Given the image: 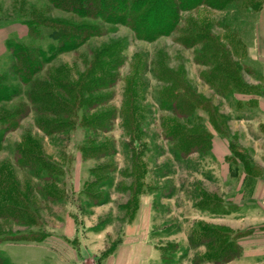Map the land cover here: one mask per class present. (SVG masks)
<instances>
[{
	"label": "rangeland",
	"instance_id": "374dc122",
	"mask_svg": "<svg viewBox=\"0 0 264 264\" xmlns=\"http://www.w3.org/2000/svg\"><path fill=\"white\" fill-rule=\"evenodd\" d=\"M252 4L261 7L256 11L249 8ZM262 13L264 0L232 4L223 11L200 7L182 13L178 29L171 35L146 42L127 27L81 18L52 7L48 0H0V28H13L6 40L7 51L0 58V74L8 76V83L17 90L11 102L0 105V115L28 112L18 128L4 136L0 176L7 168L20 192L32 184L44 186L16 162L18 145L39 147L61 171L54 179L56 192L52 196L58 202L40 208L47 223L61 221L67 213L77 216L86 230H109L110 239H116L105 241L111 249L135 218L141 199L142 220H150V242L159 254L153 264H216L204 259L207 249L199 238L200 228L223 227L224 242L240 246L239 239L247 231L230 228L242 226L248 215L237 205L238 182L230 176L228 165H219L207 147L203 153L183 158L169 136L175 128H199L212 138L220 135L230 142L238 169L240 162L246 164L247 158L255 155L253 148L245 146L246 132L256 137L252 132L260 127L264 133V125L249 124L255 120L257 98L264 96V76L252 54ZM33 20L87 22L99 25L103 34L76 51L54 55L49 50L56 45L50 37L53 25H33ZM32 26L39 32L34 39L29 35ZM203 32L200 38L208 41V36L212 37L217 47V60L206 65L196 60L202 46L180 43L182 36L193 38ZM10 42L12 48L19 43L43 50V69L34 78L36 83L24 85L12 72L15 58L8 49ZM229 62L236 68L229 67ZM166 70L174 75L172 80L164 75ZM221 74L229 75L228 79ZM182 84L205 100L213 118L202 108L185 118L172 110L190 99L181 94ZM31 91H46L57 102L44 100L43 107L35 108L28 97ZM167 93L172 97L178 93L182 101L178 98L179 104L173 106L160 102V96ZM66 106L71 108L68 113ZM53 111L65 112L68 118L50 115ZM95 118L98 121L92 127L89 122ZM38 124H58L57 132L47 135ZM32 196L36 198V194ZM15 227L0 219V236ZM7 242H0V255L7 264H27L25 252Z\"/></svg>",
	"mask_w": 264,
	"mask_h": 264
},
{
	"label": "trees",
	"instance_id": "16d2710c",
	"mask_svg": "<svg viewBox=\"0 0 264 264\" xmlns=\"http://www.w3.org/2000/svg\"><path fill=\"white\" fill-rule=\"evenodd\" d=\"M250 1L251 0H48L52 7L61 11L73 13L81 18L101 21V23L110 26L121 25L127 27L133 31L138 40L146 42H154L161 37H166L174 33L178 29L181 22V14L184 12L194 11L200 7L223 11L229 5H249ZM252 5L253 6H249V8H254L256 11L261 7V5ZM45 23L47 26L50 24L53 25V31L50 37L56 42V45L50 46L49 50L52 51L54 55L76 51L89 39L99 37L103 34V30L99 25L87 22L77 25L62 21L47 23L44 21L38 22V20H33L31 24L42 26L45 25ZM38 33V30L33 28V26L29 30V35L33 39L37 37ZM204 34V32L197 33L193 38L191 35L182 36L180 43L185 47H188L187 45H191L190 47L193 48L197 45L202 46V52L196 56V60L206 65L210 61L217 60L214 51V49L217 50V47L215 48V41L212 37L208 36V41L202 40L200 35L203 36ZM11 45V42L8 43V49L12 52L15 58V62L11 66L12 72L19 77L20 82L24 85H32L36 83L34 78L43 69V50L19 43L15 44L13 48ZM102 51L104 52V50ZM221 52L223 53L224 51L221 50ZM224 58L226 59L227 56H224ZM223 61L224 60H222V63ZM228 64L229 67L236 68L231 62ZM216 68L217 67H214L213 70H216ZM164 75L166 77L168 76L171 80L174 76L169 70H166ZM221 75L222 76L220 77L225 80L229 77L227 74H225V76L223 74ZM8 81V76L0 74V105L11 102L17 94L16 88L8 83ZM95 81L98 83L100 79ZM209 83L212 84L213 80L211 79ZM173 85L175 84L173 83ZM105 87L108 88L110 86ZM181 87L184 91L181 94L185 93L186 95H189L190 99H187L188 101H185L183 104L180 103L182 107L176 106V108H173L172 110L181 114L182 118H185L190 117L197 108H202L207 111L210 117H212V114L208 111L209 106L202 97L192 92L185 84H182ZM179 96L178 93H175L173 97L167 93L164 96L161 95L159 100L162 103H170L171 106H173L174 104H179L178 98L182 101V98ZM28 97L30 103L35 108L38 107V105H42L44 100L57 102L56 97L47 95L46 91L38 94L31 91L28 93ZM127 97H129V93H127L126 98ZM67 108L68 113L71 108L70 106H66V109ZM53 112L49 114H62L61 116L64 117V119L68 118V116H66L67 113L66 115H63L65 112ZM27 113L17 110L11 114L4 113L0 115V126L2 125L0 128V150L4 136L17 129L19 121L26 117L25 115H27ZM97 121L98 120L95 118V120L93 119L89 123L93 127ZM68 122L64 124H68ZM56 125L58 124H38L37 126L43 133L52 135L54 132H57L54 129L58 127ZM214 126L217 128L216 124H214ZM219 134H223V131L219 132ZM169 137V139L174 142L175 151L183 158L193 153H203L204 147H207L208 150L211 149L212 136L199 130V128H175L170 133ZM16 153L17 164L21 168L27 170L31 177L43 181L45 185L41 187L40 185L32 184L26 187L24 192H20L17 188L18 185H16L12 177V173L8 172V170H6L7 168H3L5 173L0 176V219L11 221L18 227L29 228L37 225L38 218L37 213L32 211L30 207L31 199L33 197L32 195L38 193L44 198L48 197V199H56L55 196L52 197L56 192V187L54 185L56 182L54 179L61 174V171L57 163L51 161L48 157L40 153L39 147L31 148L28 144L26 145L24 143V145L17 146ZM225 233L226 230H224L223 227L207 228V226L202 225L199 232V238L201 243L206 246L207 249V254H205L204 259L215 262L216 264H224L231 262L240 256L241 248L237 243L231 246V241L224 242ZM42 237L43 234L41 233H14L10 231L7 233L4 232V234L0 236V242L38 241L41 240ZM7 262L8 261L0 255V264H7Z\"/></svg>",
	"mask_w": 264,
	"mask_h": 264
},
{
	"label": "crops",
	"instance_id": "0c3cea01",
	"mask_svg": "<svg viewBox=\"0 0 264 264\" xmlns=\"http://www.w3.org/2000/svg\"><path fill=\"white\" fill-rule=\"evenodd\" d=\"M12 32V27L0 28V58L7 51L6 40ZM252 54L264 76V13L260 14V22L255 29ZM257 105L255 120L249 124L257 122L262 126L264 96L257 98ZM259 128H254L252 132L256 137L246 132L248 140L245 147L253 148L255 155L247 158L246 164L239 161L241 164L239 169L232 159L235 156L231 154L229 141L216 135L211 142L210 151L218 164L228 165L230 176L232 175L238 182L240 203L237 205L248 213L242 226H230L233 230L247 231L246 236L239 239L241 255L231 264H264V133L260 132ZM55 202L58 201L45 200L42 195L36 193V198L31 199L30 207L37 213L41 223L29 228L15 227L12 231L43 234L42 239L38 241H8L14 249L25 252L28 257L25 261L27 264H153L159 258L156 248L150 242V220H142L144 206L141 199L138 202L135 218L126 224L124 236L111 249L105 241L115 242L116 239H110L109 230L104 232L86 230L77 216L67 213L62 216L61 221L55 220L52 223L44 221L41 216V206L53 205ZM228 214L231 215V212Z\"/></svg>",
	"mask_w": 264,
	"mask_h": 264
}]
</instances>
